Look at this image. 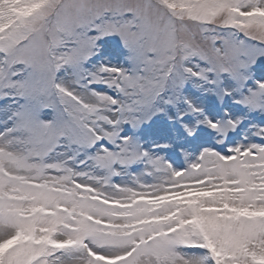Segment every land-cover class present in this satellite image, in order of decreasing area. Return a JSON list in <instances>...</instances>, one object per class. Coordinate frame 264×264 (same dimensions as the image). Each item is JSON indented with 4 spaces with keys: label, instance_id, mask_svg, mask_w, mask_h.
<instances>
[{
    "label": "snow or ice",
    "instance_id": "1",
    "mask_svg": "<svg viewBox=\"0 0 264 264\" xmlns=\"http://www.w3.org/2000/svg\"><path fill=\"white\" fill-rule=\"evenodd\" d=\"M0 264H264V0H0Z\"/></svg>",
    "mask_w": 264,
    "mask_h": 264
}]
</instances>
